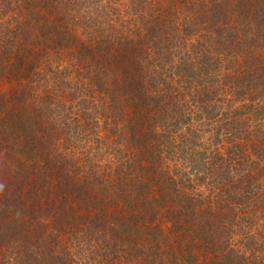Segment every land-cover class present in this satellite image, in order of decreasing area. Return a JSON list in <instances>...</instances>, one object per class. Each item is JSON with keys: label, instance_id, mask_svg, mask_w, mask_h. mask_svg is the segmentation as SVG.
I'll list each match as a JSON object with an SVG mask.
<instances>
[{"label": "trees", "instance_id": "1", "mask_svg": "<svg viewBox=\"0 0 264 264\" xmlns=\"http://www.w3.org/2000/svg\"><path fill=\"white\" fill-rule=\"evenodd\" d=\"M0 264H264V0H0Z\"/></svg>", "mask_w": 264, "mask_h": 264}, {"label": "rangeland", "instance_id": "2", "mask_svg": "<svg viewBox=\"0 0 264 264\" xmlns=\"http://www.w3.org/2000/svg\"><path fill=\"white\" fill-rule=\"evenodd\" d=\"M11 86L9 84H4V81H0V94L4 95L10 90Z\"/></svg>", "mask_w": 264, "mask_h": 264}]
</instances>
